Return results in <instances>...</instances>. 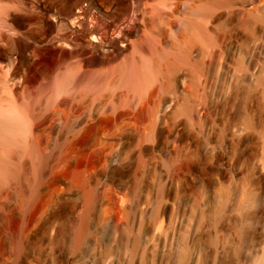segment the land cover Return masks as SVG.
<instances>
[{"label": "bare ground", "instance_id": "bare-ground-1", "mask_svg": "<svg viewBox=\"0 0 264 264\" xmlns=\"http://www.w3.org/2000/svg\"><path fill=\"white\" fill-rule=\"evenodd\" d=\"M135 1L0 0V264L25 262L15 240L58 243L75 211L88 228L99 186L162 147L168 78L197 73L201 45L217 56L211 0ZM181 1L195 16L170 42Z\"/></svg>", "mask_w": 264, "mask_h": 264}, {"label": "rangeland", "instance_id": "rangeland-1", "mask_svg": "<svg viewBox=\"0 0 264 264\" xmlns=\"http://www.w3.org/2000/svg\"><path fill=\"white\" fill-rule=\"evenodd\" d=\"M187 6L165 21L168 41L193 20ZM210 9L203 32L217 56L201 45L197 73L168 78L162 147L99 186L88 228L75 211L55 245L15 240L23 264H264V0Z\"/></svg>", "mask_w": 264, "mask_h": 264}]
</instances>
